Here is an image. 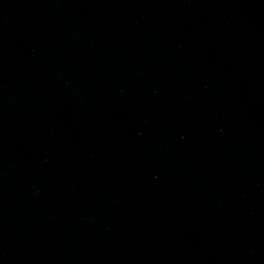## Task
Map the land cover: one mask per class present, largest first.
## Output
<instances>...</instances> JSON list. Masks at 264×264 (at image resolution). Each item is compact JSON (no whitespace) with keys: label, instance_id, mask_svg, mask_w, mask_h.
Here are the masks:
<instances>
[{"label":"water","instance_id":"95a60500","mask_svg":"<svg viewBox=\"0 0 264 264\" xmlns=\"http://www.w3.org/2000/svg\"><path fill=\"white\" fill-rule=\"evenodd\" d=\"M183 32L264 70V0H131Z\"/></svg>","mask_w":264,"mask_h":264}]
</instances>
